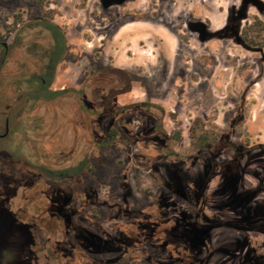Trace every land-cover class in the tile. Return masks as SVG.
<instances>
[{
	"label": "rangeland",
	"instance_id": "obj_1",
	"mask_svg": "<svg viewBox=\"0 0 264 264\" xmlns=\"http://www.w3.org/2000/svg\"><path fill=\"white\" fill-rule=\"evenodd\" d=\"M45 1L0 0V39L9 45L0 115L11 106L4 149L16 165L78 175L96 193L97 205L87 206L81 188L68 195L86 229L114 235L132 214L187 231L185 264H264V47L240 40L254 17L264 23V0ZM15 14L23 24L16 39L5 28ZM42 14L62 30L67 51L36 99L31 75L52 44ZM101 102L128 107L130 125L111 126L121 129L111 142L99 141L108 110L88 111ZM145 102L158 108H130ZM157 119L160 140L150 136ZM196 120L216 133L219 148L195 152ZM175 133L179 140L166 139ZM161 147L172 156L162 157ZM20 237L0 225V264H11L6 249L24 255ZM176 256L165 259L157 243L131 250L123 263H174Z\"/></svg>",
	"mask_w": 264,
	"mask_h": 264
},
{
	"label": "flooded vegetation",
	"instance_id": "obj_2",
	"mask_svg": "<svg viewBox=\"0 0 264 264\" xmlns=\"http://www.w3.org/2000/svg\"><path fill=\"white\" fill-rule=\"evenodd\" d=\"M16 15H19L18 19L21 18V14H15L13 16L15 23H8L5 27L7 33L15 39L22 35L23 28L22 23L16 22ZM42 19L43 14L39 20L42 21ZM12 29L14 30L12 31ZM8 53L9 45L0 39V65ZM51 70V59H48L39 72L32 73L31 78H37V81L38 79L42 80L44 75L50 77ZM42 81L45 83L44 80ZM31 82L32 80H29V83ZM43 88V85L38 86L36 82L31 95L36 98L39 95L38 91ZM90 88V93L95 91L93 85ZM116 93L118 94V91L115 90V93L108 94L116 96ZM107 98L108 96L105 97V99ZM144 104L148 103L145 102L130 108L138 109V111L158 108L155 105L145 108ZM10 107L6 103L5 109L0 115V225L20 234L21 237L18 241L25 253L21 254L19 259V256L14 257V254L6 249L3 255L8 262L11 264H124L123 257L131 250H142L145 245L154 246L159 243L166 252L165 259H172V254L176 253L177 261L174 263L156 262L150 257H146L142 264H185L186 258L188 259L189 256L185 249L186 245H184L187 241V231L178 234L172 231L170 225L162 224L156 219H138L137 215L126 214L124 223L114 235L102 229H96V231L86 229L81 223H78L76 218H81V222H84L85 219L77 215L75 208L71 207L72 198L70 200L68 195L76 194L77 187L81 188L83 192L82 204L87 206L97 205L96 193L88 187L81 186L82 184L77 178L78 175L73 176L72 171L61 176L59 171L53 167L43 164L28 165L25 160L22 161L24 166H17L14 161L15 157L4 149L5 141L13 130L10 126V117L7 114ZM127 108L105 102H101L96 110L88 107V111L93 115L103 114L104 110H108L111 115L104 141L99 140L100 142L115 140L116 130L121 129L114 130L111 129V126L130 125V117L125 114ZM198 123L199 121L196 120L193 125ZM153 132L150 136L155 140H160L163 135L160 119L156 120ZM175 134L168 135L166 139L177 140L173 138ZM217 141L218 137L215 143L206 149L219 148V145H216ZM161 149H165L162 151V157L172 156V150L162 147ZM203 150H195V152ZM101 191L105 192L103 188ZM181 254L183 255L181 256ZM132 264L138 263L133 262Z\"/></svg>",
	"mask_w": 264,
	"mask_h": 264
},
{
	"label": "trees",
	"instance_id": "obj_3",
	"mask_svg": "<svg viewBox=\"0 0 264 264\" xmlns=\"http://www.w3.org/2000/svg\"><path fill=\"white\" fill-rule=\"evenodd\" d=\"M35 4L38 5H47V1L45 0H34ZM19 15H16V22L19 21L18 19ZM41 23V24H40ZM39 24L43 27H45L50 33H51V40L52 44L47 51L48 59H51V76H43L42 80H44L45 83L41 79H38L37 85L38 86H44L46 84L47 79H51L54 73V69L58 62L64 57L66 51H67V45L65 41V36L62 30L51 23L47 18H44L42 21L39 20ZM240 39L243 44H245L248 48L254 49V48H263L264 47V23L261 22L257 17L253 18V21L251 24L245 26L241 30ZM60 92H50L46 94V97H51L56 94H59ZM36 98H39L37 96ZM190 136L193 138L192 144L193 148L195 150H203L210 146H212L217 138L216 133L212 129H205L204 127L198 128L196 125L192 126L190 128ZM175 139H179V135L175 134L173 136Z\"/></svg>",
	"mask_w": 264,
	"mask_h": 264
}]
</instances>
